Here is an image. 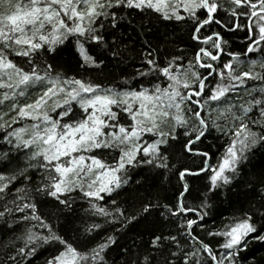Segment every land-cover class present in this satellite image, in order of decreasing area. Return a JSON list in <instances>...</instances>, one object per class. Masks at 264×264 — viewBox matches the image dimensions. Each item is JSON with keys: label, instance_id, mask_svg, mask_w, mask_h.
<instances>
[{"label": "snow or ice", "instance_id": "6c2138e0", "mask_svg": "<svg viewBox=\"0 0 264 264\" xmlns=\"http://www.w3.org/2000/svg\"><path fill=\"white\" fill-rule=\"evenodd\" d=\"M0 5V264H264V0Z\"/></svg>", "mask_w": 264, "mask_h": 264}, {"label": "trees", "instance_id": "16d2710c", "mask_svg": "<svg viewBox=\"0 0 264 264\" xmlns=\"http://www.w3.org/2000/svg\"><path fill=\"white\" fill-rule=\"evenodd\" d=\"M5 10H6V7L3 6V5H0V12H3ZM234 47L237 50H242L243 45L238 42ZM213 144H214V146L212 148L213 153H215L216 155H219L220 152H223V150H224V148H223V141H214ZM257 163H259V158L257 159ZM224 214L227 215L228 214V211H225ZM255 255L258 258L264 257V250L255 251Z\"/></svg>", "mask_w": 264, "mask_h": 264}]
</instances>
